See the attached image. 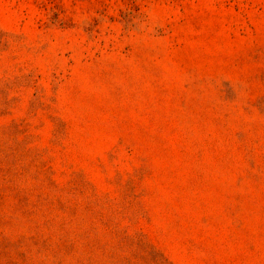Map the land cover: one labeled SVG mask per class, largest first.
<instances>
[{
  "label": "rangeland",
  "instance_id": "obj_1",
  "mask_svg": "<svg viewBox=\"0 0 264 264\" xmlns=\"http://www.w3.org/2000/svg\"><path fill=\"white\" fill-rule=\"evenodd\" d=\"M0 264H264V0H0Z\"/></svg>",
  "mask_w": 264,
  "mask_h": 264
}]
</instances>
